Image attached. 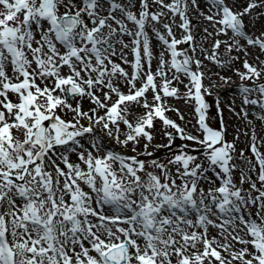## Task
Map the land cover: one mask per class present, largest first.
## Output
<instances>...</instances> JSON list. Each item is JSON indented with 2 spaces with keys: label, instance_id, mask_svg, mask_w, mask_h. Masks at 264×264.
<instances>
[{
  "label": "snow or ice",
  "instance_id": "snow-or-ice-1",
  "mask_svg": "<svg viewBox=\"0 0 264 264\" xmlns=\"http://www.w3.org/2000/svg\"><path fill=\"white\" fill-rule=\"evenodd\" d=\"M261 22L264 0H0V264H264V136L247 158L218 97L208 122L234 81L204 83L234 69L229 110L264 124Z\"/></svg>",
  "mask_w": 264,
  "mask_h": 264
},
{
  "label": "rangeland",
  "instance_id": "rangeland-1",
  "mask_svg": "<svg viewBox=\"0 0 264 264\" xmlns=\"http://www.w3.org/2000/svg\"><path fill=\"white\" fill-rule=\"evenodd\" d=\"M203 7V5H202ZM211 37L210 39L207 41V46L206 48H210L211 47ZM158 42H154L155 46H156V51H159V47ZM243 59V56H241V60ZM261 59H264V56L261 57ZM211 64V63H210ZM241 67V63L238 61L235 64V68H240ZM217 72L214 71V73H219L220 75L226 76V77H231V78H235L238 79L235 75L234 69L232 68H220L218 66L215 67V69ZM205 71V70H204ZM214 73L211 72V76H214ZM236 82V81H235ZM230 89H225L227 90V92H234L235 97L231 100L230 104L227 105V109L231 107H234L235 110H240L241 107V98H240V92L239 89L236 87H233V85H231L229 87ZM225 90L223 92H225ZM206 100L209 101L210 103V108H209V112H208V121L209 124L213 127V128H218L219 124H220V115L217 113V108L213 106V99L211 96H206L205 97ZM181 100H170V103L176 107V108H181L182 106V102H180ZM84 109L87 110L89 107V103L88 101H84ZM181 111V110H180ZM252 112H256L257 109H251ZM230 114V118L229 120H226V113L223 114V120L224 123L227 127V134H226V139L229 141H233L235 139V137H239L238 140H235L236 146L238 150H244L245 151V156L249 159H254L251 156V153L247 150L248 144L250 142V137L252 135V130L254 129L257 136L258 137H262L264 136V127L262 126V123L258 120H256L255 118H250L249 120L252 121V124H248L243 118L242 116H237L235 113H233L232 111ZM258 112V111H257ZM183 114L185 116H189L190 117V123H187V125L183 124V121L179 120V118L177 117L176 114H174L173 112H169L168 116L175 120L178 124H180L182 127H186L188 125H195L196 120L194 117V114L192 112V108L190 107V112L188 114H185L183 112ZM237 122V124L235 123ZM156 126H158L157 128V132L155 133L154 136V140H153V145L155 144H164L167 143L166 138L164 137L163 134V130L159 131V129H162V126L160 123H157ZM247 133V135L245 134ZM183 143H185L184 141H181L180 139H176V144H175V148H178L180 145H182ZM109 148V147H107ZM149 150H154V149H149ZM175 150V149H174ZM262 151H264V147L261 148ZM157 155L159 156V158L161 160L166 159L168 155H170V153L167 150H159L157 151ZM241 166H243V162L241 161ZM238 173H237V178H238ZM246 187V186H245Z\"/></svg>",
  "mask_w": 264,
  "mask_h": 264
},
{
  "label": "bare ground",
  "instance_id": "bare-ground-1",
  "mask_svg": "<svg viewBox=\"0 0 264 264\" xmlns=\"http://www.w3.org/2000/svg\"><path fill=\"white\" fill-rule=\"evenodd\" d=\"M193 21H194V23L196 22L195 15H193ZM262 24H264V22L258 23L256 25V30H259L261 28ZM203 26H204L203 24L197 23L196 24V27L194 29V34L196 35L197 42L198 43H202L203 46L206 47L207 46V41L210 39V37L207 40L204 39L205 34L202 31ZM209 30L211 31V29H209ZM250 31H252V29H250ZM254 55H255V53H254ZM210 63L211 62H209V61H204V64L206 66L205 69H204L205 70V80H204V83L206 85H209V86H211V84H212L213 81H216L217 84H219L218 77L214 73V71L217 72L216 70H214L215 67H216V65H214L212 63L210 64ZM211 72L214 73V76L213 77L211 76ZM232 80L234 81V83H232V85H233V87L236 88L237 85L239 84V80L238 79L235 80V78H232ZM181 89L183 90V86H181ZM225 89H230V88H229V86L212 87L211 90L213 92V95H211V96L213 97V100L214 101H216L217 97L219 98L220 108L222 110V114H225L226 113V120H229L231 112H229L230 110L227 109V105L230 104L231 100L235 97V95H234V92H231V91L230 92H227V90H225ZM224 90H225V92H223ZM171 100H174V99H171ZM180 102H182V106L180 108L181 112L182 113L184 112L185 114H188L190 112V106L189 105H186L183 100H181ZM257 111H259V110L257 109ZM257 111L256 112H252L250 110L249 117L250 118H255V114L257 113ZM236 112H239V110H236ZM233 113H235V112H233ZM189 119H190L189 116H185V120L183 121V124L187 125V123H190V120ZM235 123L237 124V122H235ZM191 126L192 125H188V126H186V128L191 131L192 130V127ZM262 126L264 127V124H262ZM84 143L87 145V141L86 140L84 141ZM107 145H110L111 147H113V145L106 140L105 141V146H107ZM117 150L118 151H121V149H119V148H117ZM72 159H75V155L72 156Z\"/></svg>",
  "mask_w": 264,
  "mask_h": 264
}]
</instances>
